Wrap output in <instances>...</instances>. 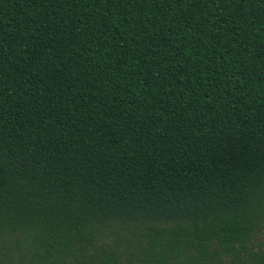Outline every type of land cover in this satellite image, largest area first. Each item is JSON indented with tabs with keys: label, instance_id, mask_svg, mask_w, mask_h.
<instances>
[{
	"label": "trees",
	"instance_id": "16d2710c",
	"mask_svg": "<svg viewBox=\"0 0 264 264\" xmlns=\"http://www.w3.org/2000/svg\"><path fill=\"white\" fill-rule=\"evenodd\" d=\"M0 264H264V0H0Z\"/></svg>",
	"mask_w": 264,
	"mask_h": 264
}]
</instances>
